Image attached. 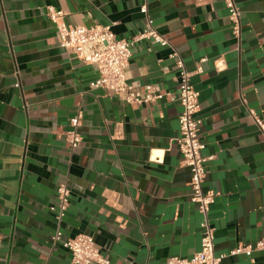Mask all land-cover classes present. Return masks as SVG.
Instances as JSON below:
<instances>
[{
	"label": "crops",
	"instance_id": "1",
	"mask_svg": "<svg viewBox=\"0 0 264 264\" xmlns=\"http://www.w3.org/2000/svg\"><path fill=\"white\" fill-rule=\"evenodd\" d=\"M144 0H0V264H73L50 206L71 189L65 238L92 235L112 264H167L201 248L202 216L182 161L179 102L128 104L92 86L97 69L60 45L49 6L72 25L111 26L131 39L145 28ZM148 0L154 26L194 72L201 140L216 200L210 218L222 264H264V250L229 255L264 238V0ZM171 48L137 40L127 70L137 87L177 93ZM201 66L202 72H196ZM82 113L81 144L67 140Z\"/></svg>",
	"mask_w": 264,
	"mask_h": 264
},
{
	"label": "built area",
	"instance_id": "2",
	"mask_svg": "<svg viewBox=\"0 0 264 264\" xmlns=\"http://www.w3.org/2000/svg\"><path fill=\"white\" fill-rule=\"evenodd\" d=\"M229 9L230 20L236 35L241 34V11L235 0H224ZM47 15L55 23L58 40L62 47L69 49L78 59L94 66L98 71L97 79L92 86L104 88L115 93L128 104H150L165 99L177 101L182 106L179 115V134L176 138L182 161L190 167L191 202L198 205L202 216L201 248L191 257L172 256L167 264H222L228 254H217L215 227L210 218L211 206L216 200V193L205 191L204 183L208 175L206 162L212 158L204 153L206 145L201 140L203 119L200 115V92L192 83L194 72L190 71L180 52L154 26L149 14L148 0L141 5L145 16V28L131 39L121 38L111 26L96 24L92 26L72 25L66 23L63 13L49 6ZM147 39L152 43L171 48L170 58L175 62L177 72V93L161 91L155 84H145L137 87L129 81L127 70L133 55L134 44L137 40ZM199 66L196 72H202ZM252 116L259 128L264 132V121L254 111ZM82 113L70 119V130L67 140L72 148L78 147L83 141L81 126ZM71 189L66 183H61L56 190V204L50 206L57 222V229L52 236L53 244H62L72 256L73 264H112L103 254L95 238L87 233H79L74 237L65 238L61 223L70 206ZM255 250H264V238L256 244H240L229 255L245 253L251 256Z\"/></svg>",
	"mask_w": 264,
	"mask_h": 264
}]
</instances>
